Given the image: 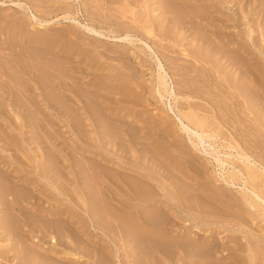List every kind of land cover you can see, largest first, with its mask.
<instances>
[{
  "label": "rangeland",
  "instance_id": "rangeland-1",
  "mask_svg": "<svg viewBox=\"0 0 264 264\" xmlns=\"http://www.w3.org/2000/svg\"><path fill=\"white\" fill-rule=\"evenodd\" d=\"M0 1V77L2 78H0V82H2L0 87L2 84L5 85H2L3 89L0 88V99L2 98L1 94H4L0 100V171H2L1 175L5 176L6 181L3 180V182H7L10 188L15 187V189L14 187L13 190L11 189L13 192L18 190L17 193H21L23 190L24 193L26 192L23 194L27 196L32 193L26 198V211L30 213L37 211L36 206L32 207L34 202L46 208L49 207L51 204L45 200L49 195L54 197V203L57 202L60 209L69 211L67 214L64 213L65 215L63 214L59 220L69 219V227L75 226L74 230L71 228L76 237L74 240H78V242L86 240L84 243L90 247V251L80 252L77 250L79 254L74 258L64 260L65 264H95L96 254L103 246L101 231L94 228L89 214L82 207L85 194L83 186L77 183L75 169L84 163L87 164L86 160H90L92 152L97 151V149L91 148L92 146H99L102 152L105 151L109 154H113L114 150L111 149L112 146L102 150L103 146L99 142L100 133L95 130L96 128L93 130L90 127H83V132V128L76 132L67 126L72 117L66 114H64L65 116L50 115L48 110L38 112L36 106H31L26 96L30 93L35 95L40 91H29L27 86L30 85L31 89L34 88L35 80L26 73L27 69L34 68L35 73L40 75L39 80H43L41 81L44 87L43 91L50 93L53 89L52 92L60 94L58 97L65 103L63 96L66 94L69 97L90 98L94 91H99L100 95L104 97L103 101L110 106L128 109L127 112L134 115L133 118L127 119L133 123L131 132L134 135L140 134L141 141L146 145L144 146L148 150L155 148L164 153L156 158L162 159V161L169 159L172 163L178 162L182 165L180 168L174 169L176 172L160 177V183L166 185L168 189H171L175 182L176 186L178 184L189 186L190 188L187 187V189L192 197H196L197 194L202 195L206 205L211 202L209 198L211 197L213 198L211 205L215 207L221 206V200L232 203L240 200L243 192L242 187L239 184L233 185L227 182L228 174L233 170V163L240 162L236 158L238 152L233 145L237 144L244 148L252 147L256 152L254 156L256 155L258 158V154L264 155L263 0H234L232 2L230 0ZM3 1L5 3H2ZM19 1L24 4V7L14 3ZM163 2H166V6L171 2L168 7L174 6L172 11L169 9V12L162 4ZM187 3L189 4L188 9L184 8ZM27 6L30 7V10L32 9L39 20L32 16ZM159 6L162 7L161 10L158 9ZM181 6L183 7L181 8ZM68 9H72L73 14L70 18H65L69 14ZM196 11L199 14L202 11V14L199 15ZM185 12L189 15H198L196 18L192 16L190 19L188 14L185 15ZM134 17L139 21L133 22ZM43 19L48 20V25L41 24L40 20ZM191 20L192 22L189 23ZM184 24L188 26L186 25V27ZM251 24L254 25L253 29L255 28L256 31L253 35L251 34L250 39L248 34L251 33ZM84 25L93 26L104 35L91 32ZM147 27L153 29V35L147 33ZM190 27H194L196 31ZM110 30H113V33H110ZM197 30L202 34H198ZM127 33H130L134 39L148 40L163 63L169 68L170 75L176 82V88L186 94L188 90L185 85L188 83L189 88H194L193 90L199 94V98L191 99V103L196 104L192 110L200 113L208 120V123L207 125L196 124L195 127L201 131L205 129L208 134L213 132L219 134L217 137H208L204 146L212 153L218 152L217 155H221L227 161L224 166H219L213 160L214 156L203 151L202 144L195 147L191 143L189 134L183 130L177 119V116L180 115L177 107L175 108L176 112L168 107L170 98L160 99L155 94L152 86V81L155 79L152 70L157 67L154 55L144 42L136 40L131 43L130 41L117 40L118 36ZM238 46L246 52L245 56H239L238 50L241 48ZM226 51L235 56L233 59L235 62L231 60L226 63L227 57L224 55L227 54ZM235 54H238V58ZM245 57H248V60ZM141 60L146 61V65ZM233 63H240L242 68L240 69ZM37 66H41V69H37ZM147 68L150 70L142 71ZM61 70L67 72V75L60 73ZM188 74L189 76H187ZM61 78H64V81ZM195 79L197 80L195 81ZM7 80L13 84L15 97L20 100L23 98L22 100L25 101L21 100V102H26L29 105L20 104L25 108L30 106L33 114H35L34 111L38 114H35V117L32 116V118H38L36 121L34 118L31 119L36 126L33 125V122L28 121L29 118L27 119L26 115L20 113V107L14 109L7 107L5 94L9 91V87L7 88V84L4 83ZM61 82H68L69 85L63 83L62 88L65 90L58 91L54 85ZM46 86H48V90L45 89ZM52 92L51 94H53ZM184 94L178 103H181L182 109L186 111L189 110L187 104L190 100ZM172 102L175 105L174 100ZM8 103H10L9 100ZM44 117H47L48 121ZM76 117H73L72 121H76ZM85 117L82 119L83 122ZM39 118L43 120H40L41 124L44 122L48 124L51 119L52 123L50 124L53 122L54 125L57 124L53 126L55 131L53 128L41 129L37 127L36 122ZM4 144H9L7 146L10 149L6 150ZM115 149L117 150V148ZM100 150L98 149V151ZM229 154L232 156L229 157ZM77 155L81 158L80 161H78L80 158H77ZM55 156L59 159H56ZM85 156L89 158L86 159ZM148 164L155 170L157 176L165 173L164 169L160 170L159 167L152 166V163ZM50 166L53 170L54 168L60 169L61 172H58V169V171L55 169L57 172H51ZM3 172L8 175L10 183L7 181V175ZM14 177L17 179L14 180ZM19 177L24 178V181H19ZM1 178L2 176L0 180H2ZM25 182L26 191L22 187L18 188ZM18 195L21 196L22 193ZM36 199L40 200L36 201ZM177 213L181 220L178 223H173L172 231L169 230V239L174 244L176 241V244H179L178 242L191 238L190 231L193 228L189 221H185V211L178 210ZM218 213L221 214V212ZM213 220L218 223L202 227L205 231L200 233L211 236L212 240L219 242L220 264H228L232 261L234 264H250L246 251L249 246L253 249L250 254L254 256L253 264H264V221L262 219L243 212L241 216L228 217L224 214L222 218L213 217ZM1 226L0 222V252L2 251V254L9 252V255L13 257V251L17 247L16 241L12 242L7 238H2V235L5 234H1ZM24 232L26 246L43 243L47 247L56 241L53 239L54 242H50L51 233L46 237H43L39 231L31 233L28 225ZM61 240L65 241L64 238L58 239V241ZM107 240H109L108 237ZM116 242L118 246L116 248L119 250L116 257L117 262L120 259L123 260V264H160L150 257L151 254L138 255L140 250H135L136 245H128L119 239ZM176 244L165 264L180 263L178 261L179 253L175 252L180 248V244ZM153 246H150L151 250L147 248V251L152 252V249H155ZM53 255L55 257L66 256L61 253ZM35 256L37 257V255ZM20 257H23V254ZM237 258L239 261H236ZM23 261L20 260L21 263ZM0 264L14 263L3 259L0 255ZM161 264L164 263L161 262Z\"/></svg>",
  "mask_w": 264,
  "mask_h": 264
},
{
  "label": "bare ground",
  "instance_id": "bare-ground-1",
  "mask_svg": "<svg viewBox=\"0 0 264 264\" xmlns=\"http://www.w3.org/2000/svg\"><path fill=\"white\" fill-rule=\"evenodd\" d=\"M230 1L232 2L234 0H230ZM2 3H5V2L3 1ZM14 3L20 7H24V4L21 3L20 1L14 2ZM165 3L163 2L162 4H164L165 7L170 12V10L173 9L174 6L172 5L173 7L170 6L171 8H169L168 6L171 5L170 4L171 2L167 3V5L169 4L168 6H166ZM187 5L185 6L183 5L184 8L186 7L188 9L189 4L187 3ZM183 6H181V8ZM176 7L175 9L179 8V7L177 8ZM161 8L162 7L159 6L158 9L161 10ZM184 8L183 10L185 11ZM194 8H196V6ZM28 9L30 10V7H28ZM205 9L207 10L206 7ZM68 11H69V14L66 15L65 18H70L71 15L73 14L72 9H68ZM190 11L192 13V8ZM30 12L36 20H39L38 17L32 11V9L30 10ZM185 13H186L185 15L188 14L187 12ZM197 13L199 14V12ZM198 14H196L195 16L194 14H191V15L188 14V16L189 18L190 17L192 18V16L196 18ZM200 14H202V11ZM199 18L202 19L201 17ZM40 21H41V24L49 23L48 20H44V19ZM137 21H139L138 18L134 17L133 22H137ZM174 22H177V21H174ZM191 22L192 20L189 23ZM84 26H86V28L90 30L91 32H94L101 36L104 35L102 32H100L93 26H87V25H84ZM253 27L254 25L251 24L250 26L251 33L248 34V38L250 39L253 33L256 31V29L255 28L253 29ZM192 28L196 31L194 27ZM146 29H147V33L153 35V29H150L149 27H147ZM110 33H113V30H110ZM199 33L200 31L198 32V34ZM200 34H202V32ZM132 37L133 36L130 33H127L123 36H118L117 40L130 41L131 43H134L136 40H139L141 42H144V44H146V46L150 49V51L154 55L153 57L155 59V62L157 63L156 69L152 70L153 76L155 77V79L152 81V86L154 88L155 94L160 99L170 98L168 107H170L172 111L176 112L175 108L177 107L180 113V115L177 116V119L179 120L180 125L182 126L183 130L189 134V140L191 141V143L195 147L200 144L204 146L205 143H207L206 141L208 137L210 136L217 137L219 134L215 132H213L212 134H208L206 133L205 129L201 131L195 127L196 124H206L207 125L208 120L204 118L197 111L192 110V108L196 104L191 103V99H194L195 97L199 98V94H197L193 90L194 88H189V84L187 83L185 85L187 86V88L186 87L185 88L186 90H188V92L186 94L182 93L179 90V88H176L177 87L176 82H174L172 75H170L169 68L163 63V60L159 57V55L154 50L152 45L149 44L148 40L145 41L144 38L134 39ZM238 47L241 48L240 46ZM227 52L228 51H226V53ZM238 52L240 53L239 56L240 55L245 56L246 52L242 50V48L238 50ZM215 53H218V52L215 51ZM230 53L231 52L224 54L227 57L226 63L235 59L234 58L235 56L231 55L232 53L231 54ZM235 55L237 56L236 58H238V54H235ZM245 59L248 60V57H245ZM142 61L143 60H141V62ZM143 62H144L143 64L146 65L145 64L146 61H143ZM233 62L235 61L233 60ZM237 63H233V65H236L240 67L241 69L242 68V66L240 65L241 62L239 64ZM243 63H245V61H243ZM181 66H184V65L181 64ZM38 68L41 69V66H37V69ZM42 69L45 70L44 67H42ZM148 70L150 69L147 68L146 70L144 69L142 71L144 72ZM61 71L62 72L60 73H63V75H67V72L65 73L63 72V70ZM26 73H28V75H31L30 77L35 80L34 88L31 89L30 85L27 86L29 88V91H32V90L40 91L39 93L35 95H32V93H30L29 95L26 96L27 100L30 101L31 106H36L38 112L39 111L45 112V110H48L50 115L61 116V115L66 114L67 116L72 117V120H74L73 117L78 116L76 117L77 118L76 121H72V120L68 121L69 124L67 126L70 129H73L74 131L78 132V130L80 131L83 127H88V128L90 127L93 130L96 128L95 130H97V132L100 133L98 134L100 136L99 142L103 146L102 150L109 146H112L111 149L114 150L113 154H109V153H105V151L102 152L100 150L101 147L99 148V146H92L91 148L93 149L95 148L97 149V151L92 152V156L90 160L89 159L86 160L88 163L87 164L84 163L85 166H83L84 165L83 164L81 165V167L75 169L76 178L78 179L77 183L78 185L83 186V190L85 194L82 207H84V210L86 211V213L89 214V218L93 222L94 228L100 230L103 236V242H102L103 246L99 248L98 253L96 254V260L94 261L95 264H123V260L121 261L119 259L118 262L116 261V257L118 256V253H119V250L116 248L118 247L117 242H116L117 239H119L120 241L124 243H127L128 245H136L135 250L137 249L138 251L140 250V253L138 255L141 256L142 254L144 255L145 253L146 254L148 253V254H151L150 257H153V259L157 261L158 263L161 264L162 262L165 264L167 262L168 257L170 256V253L173 250L174 245L177 242L175 240L176 242L174 244V242L170 241L169 230L172 231V227L174 226L173 223L175 222L178 223L181 220V217L177 213L178 210L181 212H184V211L186 212L185 221H189L190 226L193 228L190 231L191 238H188V239L184 238L185 240H183V242L179 240L181 242V243L178 242L180 245L176 244L180 246V248L175 250V252L179 253L178 261L180 263H177V264H220V258L218 255L220 252V248L218 245L219 242H217L216 240H212L211 236H206L205 234L203 235L202 233H200L202 231H205V229L202 227L208 226L209 224L218 223L216 220H213V217L222 218L224 214L228 215V217L234 216V215L237 217V216H241L243 212H246L248 215L253 216V217H258L262 219V221H264V155L260 156V154H258L259 158L256 157V155L254 156L256 152L254 151L255 149L253 150L252 147L244 148L237 144L233 145L235 150H237L238 152V155L236 154L237 155L236 158L240 162L238 164L236 162L234 163L232 162L233 170L229 172L228 174L229 180H227V182L233 185L239 184L242 187L243 192H242V197L240 198V200H237L236 202H233V203L221 200V206L223 205L221 209L220 208L221 206L215 207L214 205H211L213 203V198L209 197L211 202L208 205H206L205 201L203 200L204 198H202V195L200 196V194H197L196 197L195 196L192 197V195L190 194V191L187 189V187L189 186L186 187L180 184L176 186V182H175L173 187L171 189H168L166 185L160 183L161 176L165 177L166 175H170L171 172H176V170L174 169L180 168L182 165L179 164L178 162L172 163L169 159H165L162 161V159L156 158V156H162L164 155V153L160 152L159 149L153 148L152 150H148L145 147L146 145L144 144L143 141H141L142 138L140 134L138 133L137 135H134L131 132L133 128L132 126L133 123L132 121H129L127 119L131 117L133 118L134 115L131 113H128L127 112L128 109H124L125 107L122 108L120 106L116 108L113 106H110L108 103L103 101L104 97L100 95L99 91H94L93 96H91L90 98L88 97L84 98L82 96L69 97V95H67L64 91H61L66 94L65 96H63L65 97L64 98L66 101L65 103L60 97H58L60 96V94L58 95L57 92H56L57 94L55 92L54 93L52 92L53 89L49 88L51 89V92L53 94H51V92L49 93V91L47 93L42 90V88L44 87L41 81L43 80H39L40 75L35 73L34 68L27 69ZM68 76L70 77V75ZM187 76H189V74ZM61 79L63 80L64 78H61ZM212 79H213V76H212ZM192 80L194 79L192 78ZM196 80L197 79H195V81ZM1 83L2 82H0V84ZM4 83L7 84L6 85L7 88L9 87L8 88L9 91L7 93L4 90L6 93L5 95L7 96V98L5 99L7 103L6 104L7 107H12V109H14L15 107L16 108L20 107L21 111H23V112L20 111V113H22L23 115H26L27 119L29 118L28 121L33 122L31 119H33L38 114H36L35 111L34 113L36 115L33 114V110L30 108V106L25 108L23 105L26 102L25 103L21 102L23 98H21L19 95L18 96L21 98V100L15 97L13 84H11L9 80H7V82H4ZM63 83H66L67 85H69L68 82H61L59 84L54 85V88L58 91L62 89L65 90V88H62ZM2 85L1 87L5 86V85L3 86ZM17 86L19 87L18 84ZM18 87L16 88L19 90L20 87L19 88ZM47 87L48 86H46L45 89L48 90ZM19 91L21 92V90ZM22 92H25V91H22ZM182 94L187 95L188 96L187 99L190 100L189 103L187 104V108L189 110L184 111L181 107V103H178L179 99L184 97ZM1 95H2L1 97L3 98L4 94H1ZM2 98L0 100H2ZM8 100L10 101V103H8ZM172 100H174L175 105H173ZM22 101H25V100H22ZM20 103L22 104L24 103V104L21 105ZM26 104H25L26 106L29 105L28 103ZM79 111H80V114H78ZM32 116L34 117L32 118ZM83 117H85L84 122L82 121ZM36 119L38 118H34L35 121ZM40 120L42 119L39 118L36 124H37V127L41 129H50V128L54 129L53 126L57 125V124L54 125V122L53 124H50L52 123L51 119H50V123L48 124H45V122L44 124H41ZM46 121H48V119H46ZM33 125H35V122H33ZM135 128L136 127L134 126V129ZM134 129H133V132H134ZM83 130L84 128L82 129V132ZM84 134L86 135V133ZM7 145L9 144H4V148L6 150H9L10 148H8ZM209 146H212V145L209 144ZM115 148H117V150ZM98 149L101 152L98 151ZM203 151H205L209 155H212V157L214 156L213 160L217 162L219 166H224L227 163V161H225L221 157V155H217L219 154L218 152L212 153L208 149H206L205 146H204ZM79 155L82 156L81 154ZM79 155H77V158H80L78 157ZM75 156H76V153H75ZM231 156L232 154H229V157ZM85 157L87 159L88 156H85ZM55 158L59 159V157L57 158L56 156ZM55 158L53 159L55 160ZM83 159H84V156H83ZM80 160L81 158L78 161ZM148 163H152V166H155L157 168L159 167L160 170L164 169L165 173L163 175L157 176L156 175L157 173H155V170H153V168L150 167L149 166L150 164ZM79 165H80V162L78 163V166ZM55 169L57 170L58 168H54L53 170V168L50 166L51 172H54V171L57 172L58 170H59L58 172H61L60 169H58L57 171ZM1 172L2 171H0V175H1ZM11 174L14 175L13 172H11ZM1 176H2L1 178L2 180H0V222L2 223V226H1L2 233L1 234H5V235H2V238H7L8 240H11L12 242L16 241V246H17L15 250L13 251V257L9 255V252L7 253L5 252L4 254H2L1 253L2 251H1L0 255L3 259H7V261L8 260L12 261L14 264H65L66 261L64 260L66 259L69 260V258H74L79 254L77 250H79L80 252L90 251V247L84 243L86 242V240L84 241L81 235L80 237L83 240V242L81 241L78 242V240L77 241L74 240L75 234L72 231V229L75 226L71 227L72 229L69 227V219L68 220L64 219L65 221L59 220V218H61V216H63L64 213L67 214L69 211L68 210L64 211L60 209V206L58 205V203L57 202L54 203L55 199L53 196L49 195L45 199L47 202L51 204L49 205V207L46 208L45 206H42L41 204L34 202V206L32 207L36 206L37 211L30 213L26 211L25 203H26V198L31 196L32 193L27 196V195H24L26 194V192L24 193V191L22 190V189L25 190L26 182L24 183V185L23 184H21V186L17 185L19 186L18 188L22 187L21 189L22 195L19 196L18 194H21V193H17L18 190L17 192L15 190L14 192L16 193H14L12 191L13 190L12 188L14 186L10 188L7 185V182H5L6 181L4 179L5 176L4 175H1ZM6 178L8 179L7 181H9L8 175L6 176ZM13 179L16 180L17 177L16 178L14 177ZM3 180L5 181L3 182ZM18 180L24 181V178L19 177ZM39 200L40 199L38 200L36 199V201H39ZM30 204H33V203L30 202ZM218 212H221V214L219 215ZM14 222L16 225L14 224ZM26 225L30 227L31 233L33 231H39V233H42L43 237L49 236L51 233L52 239L50 240V242L51 241L54 242L53 239H56V241L52 245H49L47 247H45L44 246L45 244L43 243L41 244L33 243V244H28V246H26V243H25L26 240H24V237H25L24 230L26 228ZM107 237L109 238V240H107ZM59 238L60 239L64 238L65 241L63 242L62 240L58 241ZM150 246H153L155 248L154 250L152 249V252H150L151 250ZM11 247L12 246H10V248ZM147 248L150 249L149 252L147 251L148 250ZM9 251L12 252V250H9ZM246 251L248 252L247 255H248L249 263L253 264L252 261L254 259V256L250 255L253 251L252 247L249 246ZM59 253L64 254L66 256L65 257H60V256L55 257L53 255V254L59 255ZM21 254H23V257H20ZM35 255H37V257ZM20 260L22 261L24 260L23 263H21ZM236 261H239V259L237 258ZM228 264H234V263L232 261V262H228Z\"/></svg>",
  "mask_w": 264,
  "mask_h": 264
}]
</instances>
